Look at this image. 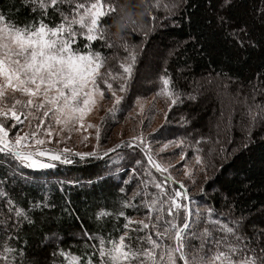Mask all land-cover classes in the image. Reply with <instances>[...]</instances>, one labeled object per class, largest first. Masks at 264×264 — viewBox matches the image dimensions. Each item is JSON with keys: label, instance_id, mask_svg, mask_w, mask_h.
Returning a JSON list of instances; mask_svg holds the SVG:
<instances>
[{"label": "snow or ice", "instance_id": "obj_1", "mask_svg": "<svg viewBox=\"0 0 264 264\" xmlns=\"http://www.w3.org/2000/svg\"><path fill=\"white\" fill-rule=\"evenodd\" d=\"M21 2L25 7L31 5L30 11L34 14L31 21L20 24L10 20L9 15L0 10V158L4 160V164L0 165V178L5 181L11 179L14 183L28 181L29 177L22 171L24 168L42 170L55 167L52 163L54 161L70 165L77 162L87 163L92 158L101 157L111 169L117 167V164L110 154H116V150L124 146L133 152L139 149V152L143 153L147 165H144L142 160H136L135 164L144 168L145 176L151 175L150 169L168 173L169 168L158 162L143 132L132 136L130 141H121L105 151L93 148L92 151L74 152L68 147L59 148L61 140L53 139L54 136L60 135L59 131L54 130V125L60 129L74 128V125L82 122L85 116L96 108L106 92L111 93L114 98L112 107L107 109V112L115 114L123 96L117 95L113 90L112 82H120L119 92L123 94L133 78L138 52H143L145 45L142 41L139 46H130L123 37H119L115 42L109 38L108 29L102 24L101 18L107 13L115 12V7L110 4L102 5L101 0ZM218 3L217 27L230 29L231 31H226V35L231 36L239 48L256 47L254 40L247 39L250 31L247 20L234 22L226 14L219 15L221 12L226 13L234 0H218ZM62 5L67 6L69 10H62ZM187 6L188 0H167L163 5L164 15L159 16L153 11L160 8L159 3L146 4L143 15L150 18L152 24L149 28L141 29L145 39L149 32L157 27H166L169 20L175 24L174 18L178 15L191 23ZM192 7L195 8L196 5L193 4ZM49 9L53 14H58V20L46 22L49 19ZM254 14L261 27H264V2L259 8L254 7ZM118 24L123 28L127 21L120 17ZM208 26L210 27L211 23ZM196 39L195 35L189 36L190 41ZM95 41L104 42L107 48L122 46L127 55L123 58H118L115 53L105 56L101 51L93 49L92 44ZM112 61H115L120 71L113 69ZM159 79L163 81L162 95L167 108L173 109L177 104H182L183 93L170 88V78L164 75ZM252 88V103L248 104L244 139L233 148V153L249 147L253 129L257 125L264 128V103L257 102L256 87L253 85ZM187 99L195 100L196 97L189 95ZM164 115L166 118L168 113L165 112ZM180 119L187 123L183 116ZM25 123L27 128L17 130V126H23ZM89 127H95L99 139L100 125L89 124ZM156 131L158 129H153V132ZM10 132H15V136H10ZM40 133L44 134L43 137ZM172 143L182 146L184 141H168L164 147ZM49 144H55L57 147H49ZM77 157L79 161L75 159ZM43 158H47L49 162H45ZM121 159L123 157L116 154V160ZM181 159H184L183 153ZM202 160L201 155H196L197 165H200ZM202 172L205 184L214 181L206 166ZM132 174H139V169L133 167ZM185 175H189L187 170ZM171 179L168 175L162 181L155 178L142 180L143 199L139 204L132 203V199L141 195L139 189L134 191L132 198L121 201V209L143 211L144 215L141 219H133L126 216L124 210L118 211L116 219L124 217L125 220L123 231L118 237L106 238L99 233L89 234L84 231V237L96 242L90 245L92 252L88 254L86 261L80 256L57 248L51 253L53 264H56L55 258L58 256L63 257L61 264H264V229L253 227L249 234L242 227L244 216L225 223L219 218L213 219L212 207L203 211L198 207L193 209L194 201L183 184L172 189L171 193L168 191L167 185ZM124 183L127 184L128 181ZM150 185L155 191H148ZM6 186H0V197L7 199L3 207L8 210V215L0 219L6 233L3 240H0V264H25L24 247H14L11 244L12 240L20 239L16 230L25 222L33 226L34 221L30 215L32 210L43 211L53 206L45 196L43 200L30 202L28 209H23L7 197L3 190ZM124 190L122 186L120 192ZM227 202L225 194L224 203ZM233 207L234 205H229L230 210ZM109 215L111 213L101 210L96 213V218L99 221ZM220 215L224 216L225 213ZM180 220L182 223H179ZM202 221L205 227L197 232L196 226ZM51 238L59 239L55 233ZM45 239L49 237L46 236ZM193 241H199V245ZM96 254L98 261H94ZM28 264L36 262L30 261Z\"/></svg>", "mask_w": 264, "mask_h": 264}, {"label": "trees", "instance_id": "obj_2", "mask_svg": "<svg viewBox=\"0 0 264 264\" xmlns=\"http://www.w3.org/2000/svg\"><path fill=\"white\" fill-rule=\"evenodd\" d=\"M103 2L106 5L117 6L115 12L107 13L101 18L102 24L108 29L109 38L115 42L119 37H123L130 46H139L142 41L145 45V50L138 52L133 78L126 92L121 94L123 99L118 108L122 109L123 114L129 109L132 98L160 91L162 83L159 77L166 75L170 78V87L183 93L182 104L169 109L168 120L171 122L181 120L180 112L194 116L192 119L186 118V124L183 123L175 128L177 135L183 136L190 128L205 129L204 118L219 107V98H226L230 91L237 89L240 90L242 98L240 110H235L230 123L227 124L226 133L213 131L208 138L215 145H220L223 140L227 141L231 138L232 141H229L235 147L240 144L245 135L244 126L248 118V104L252 103L253 85L256 87L257 102L264 103V27H261L259 19L254 14V7L259 8L264 0H234L232 7L227 9L226 13H219V15L226 14L234 22L247 20L250 29L247 39L254 40L257 46L243 49L234 43L231 36L226 35V31H231L230 29L223 30L217 27L218 0H188L187 13L191 15V23L178 15L174 18L175 24L169 20L166 27H157L149 32L147 39L141 29L151 27L152 23L146 15H143L145 8L141 0H102ZM193 4L196 5L195 8L192 7ZM30 9L31 5L25 7L21 0H0V10L7 13L10 20H15L20 24L34 18ZM61 9L69 10L65 5H62ZM120 17H124L127 21L123 28L118 24ZM58 19V14H53L49 9V19L46 22L51 23ZM209 23H211L210 27ZM134 28L136 30H133ZM191 35H195L197 39L190 41L189 36ZM185 41L188 42L184 43ZM156 46L160 47L156 48ZM173 46L176 49L168 53L167 50ZM92 47L96 51H101L105 56H112L115 53L118 58H123L127 55L122 46L107 48L101 41L93 42ZM154 49L159 51L151 63L152 77L156 78V83L146 86L143 92L138 93L143 85L138 86L139 90L135 88L134 78L143 65L140 64V59L144 60V53H151ZM112 67L120 71L115 61H112ZM201 81H204L206 85L223 81L226 86L223 87L224 91L219 92L222 96L211 91L204 92L209 88L207 87L194 101L187 99L193 91L199 92ZM112 83L114 86L117 84L115 87L119 91L120 82L113 81ZM191 96H194V93ZM201 103H204L205 107H202ZM199 107L201 112H198ZM119 109L116 112L117 115L120 114ZM154 136L160 139L158 135L154 134ZM262 137H264V128L257 125L253 129L252 142L246 150L232 153L226 161L219 165H217L218 160L214 159L210 168L213 170L210 176L214 177V181L205 184L202 180L203 193L200 191L198 198L204 205H207V208H214L213 219L219 218L227 223L244 216L245 221L242 227L249 234L253 227L264 229V139ZM127 153L135 159L146 161L139 149L133 152L132 149L124 146L116 150V154L123 159L117 161L116 154H110L117 164V167L111 169L101 157L92 158L87 163L58 164L54 170H30L25 174L29 177L28 181L21 180L14 183L11 179L5 181L0 178V186L7 185L3 188L7 197L23 209H28L30 202L43 200L45 196L53 206L43 211L32 210L30 215L34 221L33 226L25 222L20 229L16 230L19 232L20 239L12 240L11 244L14 247H24L25 264L30 261H35L36 264H53L51 253L57 248L80 256L86 261L88 254L92 252L90 245L96 242L84 237L82 235L84 231L89 234L99 233L106 238H114L121 235L125 223L124 217L116 219L118 211L124 210L126 216L133 219L143 218V211L137 212L131 208L121 209V201L132 198L134 191L138 189L141 195L132 199V203L139 204L143 199L141 181L148 179L147 176L143 179L140 171L137 175L132 174L133 167L138 165L130 162ZM75 159L79 161L78 158ZM3 164V158H0V165ZM144 164L147 165V161ZM216 169L219 171H214ZM154 172L162 179L166 176L163 173ZM8 175L11 177L9 173ZM68 177L69 180L65 179ZM125 181L128 183L125 184ZM122 186L125 189L124 192H120ZM151 187L150 185L149 189ZM175 188H179V185L176 184ZM225 194L227 204L224 203ZM5 203H7L6 197H0V219L8 215L7 208L3 207ZM229 205H234V207L230 210ZM101 210L111 215L98 221L96 213ZM221 213L225 215L221 216ZM204 227L205 224L202 221L195 230L199 232ZM53 233L59 238L58 240L51 238ZM5 235L3 225L0 224V240H3ZM133 235L135 236V233ZM46 236L49 239H45ZM153 238H155L154 234ZM195 244L198 246L199 241ZM98 259V254H96L94 261ZM55 261L56 264H61L63 257L58 256Z\"/></svg>", "mask_w": 264, "mask_h": 264}, {"label": "rangeland", "instance_id": "obj_3", "mask_svg": "<svg viewBox=\"0 0 264 264\" xmlns=\"http://www.w3.org/2000/svg\"><path fill=\"white\" fill-rule=\"evenodd\" d=\"M141 2L144 3L143 8H145L146 4L159 3L160 8L153 9V11L155 13H158L159 16L164 15L163 5L167 2V0H141ZM101 4L106 5L104 2L102 3V0ZM148 19L152 23V20L150 18ZM159 47L160 46H156V48ZM174 49L176 48L173 46L169 48L167 52L171 53ZM158 52L159 51L157 49H154V51H152L151 53H144V60L140 59V64L142 63L143 65L142 68L137 71L134 78L135 88L137 87L138 89L139 85H143L140 89L141 91L138 89V93L143 92L146 86L148 87L156 83V78L154 79V77H152L153 69L151 67V63L153 62V60H155ZM161 83L162 87L160 91L150 94L146 93L142 97L132 98L133 100L131 102V105L129 104V109L124 114L122 112V109H119L117 106V110H120L119 115H117L116 113L111 114L107 112V109H110L112 107V100L114 98L112 97L111 93L106 92L103 99L99 100L96 108H94L92 112L88 113L82 122L74 125V128L60 129L54 125V130L59 131L60 135L58 137L54 136L53 139L61 140V143L58 146L59 148L68 147L74 152L92 151L93 148L105 151L106 149L114 146L116 143H119L121 141H130V138L132 136L139 135L141 132H143L145 137L148 139V142L158 162L162 163L163 166L169 168L168 173H163L166 176L170 175L172 178L170 183H168L167 185L168 191L171 193L172 189L176 187V184H183L189 196H191L192 199L194 197L193 209L198 207L203 211L207 208V205H204L198 199L200 196L201 188L203 186L202 169L204 168V166H206L208 174L210 175L213 171L210 168L214 163V159L218 160L217 165L223 163L233 153L232 148H235L234 144L230 142L232 141V138L228 139L227 141L223 140L220 145H215L213 141L208 137L210 134H212L213 131L222 134L226 133L225 131L228 128L227 124L230 123V119H232L233 115L235 114V110H240V102L242 100V98L240 97L241 92L240 90L235 89L234 91L229 92L228 97L219 98V107H217L212 114H209L204 118L205 129L198 130L196 128H190L188 133L191 134L186 133L182 136L177 135L178 132H176L175 128L178 125L181 126L184 122L179 119H177V121L171 122L167 118L168 115L165 118V112L169 114L170 110L167 108L165 99L162 95L164 88L163 81H161ZM115 86H117V84H115ZM115 86L113 85V90L116 91L117 95H121V93L116 89ZM200 86L201 88L200 90H198L199 92H196V90L190 94L192 95L194 93V96L198 98L202 94L204 89L209 87L204 92L211 91L218 96H222L219 92L224 91L223 87H225L226 85L223 83V81H218L216 84L209 83L207 85L204 81H201ZM141 105H143V111H141ZM200 105H202V107H205L204 103H201ZM200 109L201 108L199 107L198 112H201ZM180 113V116H186L185 119H192V117H194L191 114H182V112ZM102 117L104 118L103 120L101 119ZM81 123L83 124V127H81ZM89 124H92L94 126L100 125L99 139H97L95 127H89ZM27 127L28 125L27 123H25L23 126H17V130H21L22 128ZM153 129H158V131L153 132ZM154 134L158 135L160 139H156ZM40 135L41 137H43L44 134L40 133ZM197 135L199 136L195 138V136ZM10 136L14 137L15 132H10ZM176 140H183V145L181 146L172 143L167 147H164V145L168 141ZM197 141L201 142L197 143ZM48 146L57 147V145L55 144H49ZM221 148H223V151H221ZM182 153L184 154V159H181ZM196 155H201L203 157L202 163L200 165H197L195 161ZM127 158L130 159L131 163H135L136 160H139L135 159L133 156H130L129 153H127ZM43 159L45 162H49L47 158ZM52 163L55 164V167L42 170H54L58 164H62L59 161H54ZM143 163H146V161L144 160ZM137 168L141 172L144 179L146 177L144 175V168L140 166H137ZM30 170L42 171L32 170L28 168H24L22 171L24 174H26ZM186 170L189 172V175L187 176L185 175ZM154 171L156 170L150 169L151 175L147 176L148 179L155 178L157 181H162L163 179L157 176ZM9 174L11 175V172H9ZM47 179L49 180V178ZM65 179L69 180L70 178L68 177ZM153 191H155V189L154 187H151L149 189V192ZM207 193H209V191H207ZM181 221L182 220H180L179 223H181ZM52 239L54 240V238ZM193 242L194 244L196 243V241Z\"/></svg>", "mask_w": 264, "mask_h": 264}]
</instances>
